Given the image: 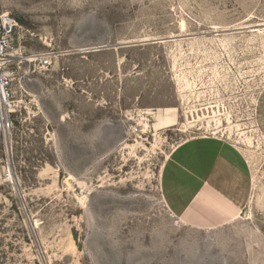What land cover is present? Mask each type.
<instances>
[{
	"label": "rangeland",
	"instance_id": "obj_1",
	"mask_svg": "<svg viewBox=\"0 0 264 264\" xmlns=\"http://www.w3.org/2000/svg\"><path fill=\"white\" fill-rule=\"evenodd\" d=\"M0 13L21 28L0 264H264V0Z\"/></svg>",
	"mask_w": 264,
	"mask_h": 264
},
{
	"label": "built area",
	"instance_id": "obj_2",
	"mask_svg": "<svg viewBox=\"0 0 264 264\" xmlns=\"http://www.w3.org/2000/svg\"><path fill=\"white\" fill-rule=\"evenodd\" d=\"M20 29L15 18L8 13H0V136L7 151L14 128L13 116L16 112L13 78L15 63L12 52L20 39ZM38 61L42 68L51 65L49 57L39 56Z\"/></svg>",
	"mask_w": 264,
	"mask_h": 264
},
{
	"label": "bare ground",
	"instance_id": "obj_3",
	"mask_svg": "<svg viewBox=\"0 0 264 264\" xmlns=\"http://www.w3.org/2000/svg\"><path fill=\"white\" fill-rule=\"evenodd\" d=\"M160 124L163 125H168V126H173L174 122H175V118L174 117H163L160 116Z\"/></svg>",
	"mask_w": 264,
	"mask_h": 264
}]
</instances>
